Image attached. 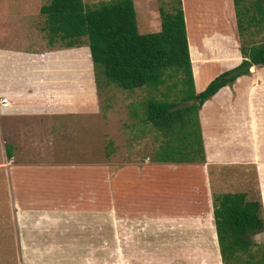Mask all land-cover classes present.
<instances>
[{
	"label": "crops",
	"instance_id": "1",
	"mask_svg": "<svg viewBox=\"0 0 264 264\" xmlns=\"http://www.w3.org/2000/svg\"><path fill=\"white\" fill-rule=\"evenodd\" d=\"M180 1L193 88L197 93L218 73L241 61L240 43L247 46L264 39V24L239 34L232 0ZM149 13L150 21H143L138 31L159 29V22L152 26L153 11ZM40 29L45 33L23 30V46L27 50L21 55L18 53L7 67L9 56L5 55L2 63L0 54V98L7 99L6 106L0 105V168L4 169V187L9 186L5 205L10 204L16 229L25 232L32 245L28 246L27 239L22 238H16V242L23 249L33 248L31 256L25 252L20 257H28L25 264H67L40 259L52 256L51 251L63 241L66 244L78 242L77 233L88 232V224L94 226L95 232L98 225L102 226V218L96 220V216L101 215L96 205L102 201L104 169H107L102 158L104 130H115L119 137L120 122L116 117L122 116V112L107 100H100L104 103L99 104L100 89L90 58L87 64L86 44L70 47L56 42L49 44L46 27ZM38 34L45 36L44 45L37 42ZM10 49L0 45V52ZM104 108L111 111L106 118L102 115ZM197 117L202 162H157L147 156L142 161H128L139 162V165L128 163L116 170L112 168L109 185L113 198L123 197V194L141 202L142 198L155 200L164 194L176 198L168 203L171 204L168 210L164 208L167 203L157 200L159 203L143 210L141 217H135L134 221L129 219V226L154 234L152 241L145 242V247H153L158 239L163 240L164 235L169 234V240L162 242L173 251L154 255L142 246L139 250H143L148 260L161 263H140L145 259H136L116 264H190V260L197 264H220L213 250L211 256H207V252L192 255L194 248L201 251L217 245L213 214L217 193L212 194L214 187L210 181L215 177L209 181L210 168L216 167L218 178L219 173L224 175L220 170L237 169L240 173L253 169L264 217V64L250 65L247 73L220 87L201 104ZM68 136L73 141L80 140L82 146L86 144L83 148L86 162L71 161L63 155L67 149L69 152L75 149ZM8 143L12 145L10 156L5 151ZM227 174L217 182L224 190L233 185L230 173ZM121 185L127 186L126 192L120 189ZM82 202H86L85 208H81ZM93 217L94 222L90 223ZM118 221L114 218L112 223L115 243H119L116 248L120 245ZM124 224L128 226L127 222ZM244 229V234L257 232L253 223ZM127 230L135 232L133 228ZM98 246L101 247V242ZM90 255L83 256L79 263L69 264H102L96 253ZM34 256L40 261H33Z\"/></svg>",
	"mask_w": 264,
	"mask_h": 264
},
{
	"label": "trees",
	"instance_id": "2",
	"mask_svg": "<svg viewBox=\"0 0 264 264\" xmlns=\"http://www.w3.org/2000/svg\"><path fill=\"white\" fill-rule=\"evenodd\" d=\"M176 1L177 6L172 7V11L158 9L159 29L145 33L138 31L133 0H107L95 5H87L82 0H49L40 5L39 11L45 15L44 27L49 44L59 42L67 47L76 46L82 43V37H86L94 76L97 82L100 77L104 79L102 84L98 82L100 90H105L104 83L122 89L146 87L153 91L162 85L169 90L179 83L177 97L188 103L178 107L176 100H169L164 92L161 94L164 98L150 96L141 104V130L152 129L155 133L154 138L159 142L154 151L155 161L202 162L197 110L220 87L247 73L250 65L264 64V39L247 46L240 43L241 61L218 73L196 93L181 1ZM242 1L245 0H232L239 34L250 31L246 26H254L256 30L258 24H264V0H252L250 9L249 5L240 4ZM172 74L177 79L165 84L166 78ZM11 147L9 143L5 145L7 156L11 155ZM220 172L224 175L219 173V178L230 173L233 185L227 190L218 187V191L212 193H217L213 211L215 227L219 233V245L234 247L235 238L244 234V228L252 223L254 226L261 224L264 217L259 194L257 192L256 197L253 193L256 189L254 170L239 173L237 169H225ZM223 234L229 236L227 240ZM230 239L233 241L229 242Z\"/></svg>",
	"mask_w": 264,
	"mask_h": 264
},
{
	"label": "rangeland",
	"instance_id": "3",
	"mask_svg": "<svg viewBox=\"0 0 264 264\" xmlns=\"http://www.w3.org/2000/svg\"><path fill=\"white\" fill-rule=\"evenodd\" d=\"M49 0H0V45L2 47H6V49L11 48L8 52H0L2 55V63L4 62L3 59L5 55H8L9 58L6 60V66L7 67L20 53L21 55L24 51L27 50L23 46V37L25 36L24 29H28L30 31H34L35 29L38 31H41L43 29H40L45 25V15L41 14L38 11V8L41 4L47 3ZM87 5H95L98 4L101 1H107V0H82ZM149 1V2H148ZM252 0H245L240 2V4H245L246 6L250 4ZM135 6L136 11V19H137V26L141 25L143 21L151 19L149 11H153V17H152V26L158 24L159 22V13L158 9H162L164 11H172V7L175 8L177 6L176 0H135L133 3ZM148 8V11L146 9ZM150 9V10H149ZM248 9V10H249ZM249 13V12H248ZM243 25H245V19L242 20ZM260 26V25H259ZM252 30H255L254 26H251ZM251 27H247V29L251 30ZM151 28V27H150ZM45 33V30H43ZM139 32L145 33L147 30H141L139 29ZM23 34V36H22ZM41 36V35H40ZM38 34V40L39 44L44 45L46 38L44 35L41 37ZM28 37V36H26ZM82 43H86V37H82ZM35 42V43H37ZM60 44L59 42H56ZM20 47V48H19ZM30 48V46H28ZM83 48V47H82ZM31 49V48H30ZM88 56V54H87ZM0 61V63H1ZM1 63V64H2ZM87 64L89 65V56ZM177 76L172 74L171 77H167L165 84H170L173 82V80H176ZM98 82L102 84L101 82H104L103 77L98 78ZM103 86L105 90H98V98L99 104L104 103L106 100L109 102H112L111 106L114 107L116 110H120L122 112V116L119 115L116 117L119 120V126L121 134H123L119 137H117V132L115 134V130L109 131L104 130V139H103V163L104 168L107 167V169H104V182H103V195H102V201L97 202V212L98 214L101 213V215L96 216L97 221H100V218H102V226H97V231H94V226L91 224H88V232H79L77 233L76 239L78 238V242H68L67 244L63 241L57 248L52 250L53 252L52 256H47L41 258V261H59L61 263H79L81 259L83 260V256H92L91 253H96V256L102 260V264H116V262H125L127 260H134L138 259L144 260L140 263H161V261L156 260H148L149 258L145 257L143 255V250H139V247L142 246L145 247V242L152 241V236L154 234H147L146 230H141L140 228H137L135 226H129L131 222H129V219L134 221L135 217L140 216L144 213L143 210H149L151 206H156L159 201L164 203H170L171 201L176 200V198L170 197V194L162 195L160 199H151V200H143L141 202L140 200H137L135 198H129L130 196H125L123 194V197L117 196L115 198L112 197L110 194V185H109V176L111 175V170L114 168V170L117 169V167H123L125 165L129 164H140L139 162H133L130 163L128 161H142L147 156L150 160H153L154 157V151L159 144V142L154 138V132L152 129L144 128V131L141 130L143 122H141V110L140 108L143 105V102L147 100L150 96L154 98H164L162 96V92L166 93L169 100H176V106L181 107L184 104L188 103L183 101V99H179L177 97V92L180 88V84L176 83L175 86H173L171 89L166 90L165 86H159L158 90L153 91L150 89H147L146 87H138L135 89H122L117 88L115 86L107 85L104 83ZM94 100V97L91 98ZM104 100V102L100 101ZM142 104V105H141ZM103 117L106 118L108 114L111 112L109 109H103ZM118 130V128H115ZM79 131V130H78ZM79 134V132H78ZM81 137V134L79 135V138ZM144 137V138H143ZM66 138V137H65ZM69 138V136H68ZM83 139H86V136H82ZM69 140L74 143L73 148L70 152L69 149L63 154L67 159H70L71 161H81L86 162L84 159V153L83 148H85L86 144L84 146L80 145V140L76 142L75 140L69 138ZM114 140H116V144L114 145ZM119 140V141H118ZM84 144V142H82ZM69 152V153H68ZM68 153V154H66ZM2 155V154H1ZM89 155V154H88ZM92 159L94 157V152L92 151L91 154ZM145 157V158H144ZM112 161V162H111ZM89 162V161H87ZM2 170L4 169L0 168V264H25L28 262V257L23 258L20 257V254L24 256V253L27 252V256L32 255V249L33 248H22L19 245V242L16 240L18 239H27V235L25 232L21 233L19 230L16 229V226L13 223L12 215H10L11 208L10 204L7 203L5 205L6 196H9V192L6 191V189L9 187L6 185L4 187V181H3V174ZM218 170L216 167L210 168L209 173V181L211 180V177H215L214 180L210 181V184L212 183V186L214 187L212 190V193L216 192V187H219L217 182H221L218 176ZM169 172V176H170ZM125 176V174H123ZM177 175V174H176ZM219 179V180H218ZM215 185V186H214ZM121 190L126 192L127 186L121 185L119 186ZM211 190V189H210ZM257 192L259 194L258 189H253V193L257 197ZM188 192L186 191V194ZM154 195V194H152ZM113 198V199H112ZM149 198V197H148ZM159 200V201H157ZM10 202V200L8 201ZM87 202V201H86ZM86 202L81 203V208H85ZM171 204L166 205L164 208L168 210L167 206H170ZM119 214V215H118ZM92 215H94V212H92ZM145 215V214H144ZM118 219V232H119V242L120 245L118 248L117 242L115 243V234L112 233L113 230V219ZM146 218L149 219L146 215ZM94 217L90 218V223L94 222ZM115 222V221H114ZM128 223V226L124 223ZM98 223V222H97ZM135 224V223H134ZM142 224V223H140ZM128 228H133L134 231H128ZM147 228V227H146ZM92 230V232H89ZM134 232L133 236L132 233ZM215 234H216V240L217 245L214 249H204V250H198L193 249L192 255L195 256H201L202 252L206 254L207 256H211V251H215L217 253V257L219 259L220 264H264V220L261 224L257 225V232H246L245 234L240 233L241 237L243 238L244 242L242 241V238H235L233 243H236L234 247L231 245H228V247H222L219 245V233L216 230L215 227ZM68 235L65 233L64 237ZM152 235V236H151ZM169 234H165L163 237V240H169L168 238ZM224 238L227 240L228 235L223 234ZM45 236V234H44ZM18 238V239H16ZM222 240L223 236L221 237ZM154 240V239H153ZM162 239H158L157 242H155L156 247L149 248L146 246L145 248H148V251H153L155 253L154 255H160L163 253H169L173 251V249H167L165 247ZM28 243H26L28 246H31V242L29 238L27 239ZM233 241V239H230L229 242ZM101 242V247L98 245ZM240 243L238 246L237 243ZM225 242L224 244H226ZM70 244V245H68ZM115 244V245H114ZM64 245V246H63ZM98 246L97 248H94L93 246ZM128 245H131L132 247L129 249ZM161 245L162 247H160ZM223 245V244H222ZM79 246H83L84 248H79ZM92 246V247H91ZM112 246H114L112 248ZM133 246L136 247V249L133 248ZM155 251V252H154ZM138 252V253H137ZM140 253V254H139ZM142 253V254H141ZM147 255V254H146ZM178 255V254H177ZM181 255V254H180ZM214 256V254H213ZM33 261H40L38 258H35V256L32 258ZM140 259V260H139ZM195 261V260H193ZM190 264H197L198 262H192V260L189 261Z\"/></svg>",
	"mask_w": 264,
	"mask_h": 264
},
{
	"label": "built area",
	"instance_id": "4",
	"mask_svg": "<svg viewBox=\"0 0 264 264\" xmlns=\"http://www.w3.org/2000/svg\"><path fill=\"white\" fill-rule=\"evenodd\" d=\"M7 99L5 98V97H1L0 98V105L1 106H6V104H7V101H6Z\"/></svg>",
	"mask_w": 264,
	"mask_h": 264
}]
</instances>
